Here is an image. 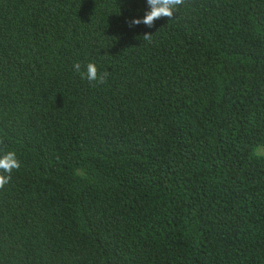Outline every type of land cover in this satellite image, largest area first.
Masks as SVG:
<instances>
[{
    "label": "trees",
    "instance_id": "trees-1",
    "mask_svg": "<svg viewBox=\"0 0 264 264\" xmlns=\"http://www.w3.org/2000/svg\"><path fill=\"white\" fill-rule=\"evenodd\" d=\"M148 10L0 0V264H264V0Z\"/></svg>",
    "mask_w": 264,
    "mask_h": 264
},
{
    "label": "clouds",
    "instance_id": "clouds-1",
    "mask_svg": "<svg viewBox=\"0 0 264 264\" xmlns=\"http://www.w3.org/2000/svg\"><path fill=\"white\" fill-rule=\"evenodd\" d=\"M149 10L145 12L142 19H133L129 22V26L132 25H146L151 28L154 22L161 18H168L171 20L174 16V11L177 6L183 5L184 0H146ZM152 34L145 33L143 39L151 41ZM74 70L80 73V63L73 65ZM81 77L87 79L89 82L105 83V77L107 73L98 75V69L96 65L89 62L86 66V73H80ZM21 167L14 151H6L0 154V189H3L11 180V175L14 170H18Z\"/></svg>",
    "mask_w": 264,
    "mask_h": 264
}]
</instances>
